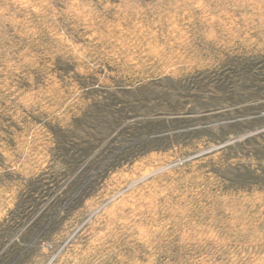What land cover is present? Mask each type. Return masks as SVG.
<instances>
[{
    "label": "rangeland",
    "instance_id": "rangeland-1",
    "mask_svg": "<svg viewBox=\"0 0 264 264\" xmlns=\"http://www.w3.org/2000/svg\"><path fill=\"white\" fill-rule=\"evenodd\" d=\"M0 264H264V0H0Z\"/></svg>",
    "mask_w": 264,
    "mask_h": 264
}]
</instances>
